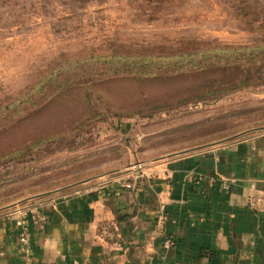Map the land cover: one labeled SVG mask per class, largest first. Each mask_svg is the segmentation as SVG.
I'll return each instance as SVG.
<instances>
[{"label":"rangeland","instance_id":"rangeland-1","mask_svg":"<svg viewBox=\"0 0 264 264\" xmlns=\"http://www.w3.org/2000/svg\"><path fill=\"white\" fill-rule=\"evenodd\" d=\"M189 39L195 50L251 46L236 56L249 59L246 71L227 66L206 76L217 77L210 87L201 77L126 89L110 80L129 65L105 55L167 54ZM227 78L236 84L219 85ZM262 126L264 0H0V153L23 147L0 165V206Z\"/></svg>","mask_w":264,"mask_h":264},{"label":"crops","instance_id":"crops-1","mask_svg":"<svg viewBox=\"0 0 264 264\" xmlns=\"http://www.w3.org/2000/svg\"><path fill=\"white\" fill-rule=\"evenodd\" d=\"M143 162L142 178L117 170L0 206V264H264V213L248 202L264 192V126Z\"/></svg>","mask_w":264,"mask_h":264},{"label":"trees","instance_id":"trees-1","mask_svg":"<svg viewBox=\"0 0 264 264\" xmlns=\"http://www.w3.org/2000/svg\"><path fill=\"white\" fill-rule=\"evenodd\" d=\"M195 42L193 39H189L186 41V45L181 46L182 50L172 51L167 54L163 53H128L124 52L118 55L108 54L105 55V63L114 65L116 63H120L121 65H126L129 67L126 70H120L115 73L116 75L112 76L110 80L117 79L122 83L123 89L127 87H131L137 85V87L142 86L145 81L152 80H164L168 82H176L180 83V80H189L193 79V81L200 78L201 85L205 87L214 86L216 84L217 77H206L209 75H213L214 72L222 71L227 66L239 67L241 66L242 71H246V66L249 64V59H244L241 61L237 60V55L243 56L245 51L249 49L251 46H230L225 44L215 45L210 50H195ZM241 51V53H240ZM210 54H214L216 56L215 60H211ZM226 56V60L224 62H219L220 59ZM199 57V58H197ZM82 60V57L79 56L77 59L70 60L69 63H76ZM59 75H63V70L56 72H48L43 78L39 79L40 82H57ZM70 74H66L65 78H70ZM64 78V79H65ZM63 80V79H62ZM244 82V79L237 80ZM60 81V80H59ZM232 82V84H236L232 78L221 79L218 83ZM59 83V82H58ZM62 83V82H61ZM198 84V83H197ZM60 86V83L57 87ZM223 86V85H222ZM209 89L205 88L202 91V87H197V91L190 93L189 95L184 96L185 98L189 97H203L207 95L209 92H215L220 90H227L230 86L224 85L223 87ZM142 88V87H141ZM64 89V88H61ZM60 89V90H61ZM143 89V88H142ZM186 90H192L190 88ZM146 93V91H145ZM25 96V94L20 95L21 99ZM167 102V101H166ZM50 137V136H49ZM44 138L38 137L33 140V144L41 142ZM49 139V138H46ZM32 143V142H31ZM23 149L20 147L18 149L12 151H6L0 153V165L4 164L11 160V155L14 151H19ZM7 178L0 175V182H4Z\"/></svg>","mask_w":264,"mask_h":264},{"label":"built area","instance_id":"built-area-1","mask_svg":"<svg viewBox=\"0 0 264 264\" xmlns=\"http://www.w3.org/2000/svg\"><path fill=\"white\" fill-rule=\"evenodd\" d=\"M127 172L130 174L128 176L133 178H142L147 175V167L143 161H135L127 167ZM117 183V188L113 190V193L118 194L121 189H123L127 184V177L120 175L114 178ZM249 205L256 211L264 213V192H256L249 197ZM10 217L13 218L18 229V238L24 252H28L29 246L27 242L26 227L27 219L25 215V209L16 208L14 212H11ZM165 245H169L171 240L166 238L164 241Z\"/></svg>","mask_w":264,"mask_h":264}]
</instances>
